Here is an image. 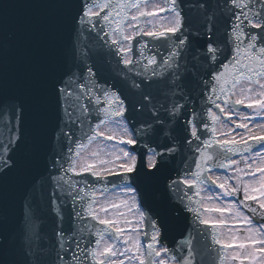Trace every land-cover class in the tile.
Instances as JSON below:
<instances>
[{
    "label": "snow or ice",
    "instance_id": "1",
    "mask_svg": "<svg viewBox=\"0 0 264 264\" xmlns=\"http://www.w3.org/2000/svg\"><path fill=\"white\" fill-rule=\"evenodd\" d=\"M56 7L67 41L23 94L0 91V264H264V0ZM137 105L150 118L131 126ZM184 153L164 198L191 224L169 246L142 201ZM42 162L47 197L26 193L13 227L9 183Z\"/></svg>",
    "mask_w": 264,
    "mask_h": 264
},
{
    "label": "water",
    "instance_id": "2",
    "mask_svg": "<svg viewBox=\"0 0 264 264\" xmlns=\"http://www.w3.org/2000/svg\"><path fill=\"white\" fill-rule=\"evenodd\" d=\"M195 2L196 0H185L188 4ZM212 2L215 3L216 0ZM56 4L57 0H0V91L8 94H23L29 86L38 81L42 70L54 56L58 44L67 41V34L61 36L58 31L60 11ZM110 67L115 69V63L113 62ZM101 80L115 84L130 101L139 99V96L129 90L115 72H102ZM202 102L199 93L194 94L193 104L197 110ZM128 118L133 120L132 126H135L150 117L146 109L140 110L137 105L135 111L131 106L129 107ZM0 132H5L3 126H0ZM148 139L149 143L155 146V141ZM52 144L53 147L56 146L55 138ZM145 150L143 147L138 149L140 152ZM191 162L190 153L177 154L170 158L166 172L149 186L151 193L149 199L142 201L147 212L154 215L157 220L163 218V239L169 246L181 239L182 233L191 224V217L189 213L182 211L172 193H168L167 199L164 198L166 185L170 183V179L178 178V173L182 174L184 165ZM119 179V177L108 178L115 182H119ZM92 181L96 182L94 179ZM137 183L141 188L144 187L142 179ZM49 187L43 162L24 176L10 181L7 197L11 210V226L14 227L18 222L25 194L30 193L39 197L43 193L46 199ZM40 222L43 231L50 232L52 226L50 213L45 211L41 215Z\"/></svg>",
    "mask_w": 264,
    "mask_h": 264
},
{
    "label": "rangeland",
    "instance_id": "3",
    "mask_svg": "<svg viewBox=\"0 0 264 264\" xmlns=\"http://www.w3.org/2000/svg\"><path fill=\"white\" fill-rule=\"evenodd\" d=\"M216 215H218V214H216Z\"/></svg>",
    "mask_w": 264,
    "mask_h": 264
}]
</instances>
